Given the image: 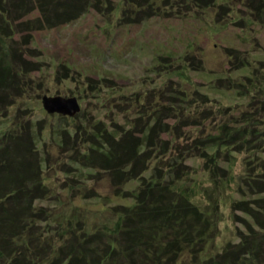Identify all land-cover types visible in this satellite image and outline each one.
<instances>
[{
    "label": "rangeland",
    "instance_id": "374dc122",
    "mask_svg": "<svg viewBox=\"0 0 264 264\" xmlns=\"http://www.w3.org/2000/svg\"><path fill=\"white\" fill-rule=\"evenodd\" d=\"M249 1L253 9L248 0H84L77 19L34 32L38 69L16 105L0 111V147L26 128L36 140L48 188L36 207L46 212L35 226L41 238L58 246L74 232H118L115 209L133 204L140 182L125 185L127 196L117 194L111 172L101 168L105 142L114 151L122 141L129 148L156 120L171 135L147 157L145 177L176 180V192L210 213L218 234L206 258L237 244L239 231L249 234L251 215L264 219L255 203L264 196L255 194L264 184V2ZM45 97L77 98L81 111L49 113ZM245 119L252 122L248 142L225 140L224 127L236 130ZM213 137L228 144L206 152L226 169L216 181L203 147L174 155L162 146L173 139L186 150ZM179 167L180 179L171 178Z\"/></svg>",
    "mask_w": 264,
    "mask_h": 264
},
{
    "label": "trees",
    "instance_id": "16d2710c",
    "mask_svg": "<svg viewBox=\"0 0 264 264\" xmlns=\"http://www.w3.org/2000/svg\"><path fill=\"white\" fill-rule=\"evenodd\" d=\"M83 1L0 0V111L7 113L16 105L17 99L27 92L32 72L38 69L33 61L37 58L36 49L30 47L34 32L77 19L86 10ZM248 3L253 9L251 1ZM254 12H257L256 20L262 22L261 7ZM156 121L153 126L148 122V133L142 132L129 148L122 141L114 151V146L109 148L105 142L101 168L111 172L117 194L126 195L123 189L129 182H140L138 193H131L133 204L115 209L121 215L118 232L115 235L106 231L74 232L58 246L41 238L35 227L46 215L44 209H36L37 202L48 192L43 181L44 161L36 140L28 128L24 135H19L20 132L13 135L9 146L0 147V264H49L50 261L51 264H264V219L260 221L251 215L256 226L251 227L249 234L239 231L237 244L230 241L216 255L206 258L208 243L215 241L218 234L213 233L217 224L211 221L210 213L176 192L172 187L176 180L159 178L154 184L146 179L147 157L151 151L161 150L158 140L162 135H171L167 125L160 132ZM244 123L236 130L224 127L225 140L237 136L239 142L247 143L252 122L245 119ZM104 138L109 140L106 135ZM174 143L173 139L163 142L164 152L185 154L203 147L211 178L216 181L220 171L227 176L217 158L206 154L228 146L226 141L220 143L215 137L202 141L201 145H194L193 141L186 150L176 148L182 147L181 142L176 146ZM123 154L126 159L120 158ZM117 156L127 161L116 164ZM176 169L171 178L180 179L182 170ZM255 194H264V184ZM257 199V207L264 209V196Z\"/></svg>",
    "mask_w": 264,
    "mask_h": 264
},
{
    "label": "water",
    "instance_id": "95a60500",
    "mask_svg": "<svg viewBox=\"0 0 264 264\" xmlns=\"http://www.w3.org/2000/svg\"><path fill=\"white\" fill-rule=\"evenodd\" d=\"M43 103L49 113L58 112L74 117L81 111V106L77 98L45 97Z\"/></svg>",
    "mask_w": 264,
    "mask_h": 264
}]
</instances>
